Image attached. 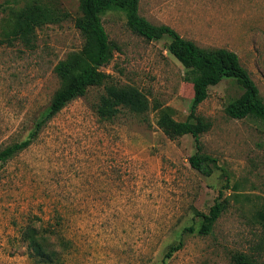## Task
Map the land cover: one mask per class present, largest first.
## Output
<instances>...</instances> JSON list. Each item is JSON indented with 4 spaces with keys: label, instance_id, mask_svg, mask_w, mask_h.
I'll list each match as a JSON object with an SVG mask.
<instances>
[{
    "label": "rangeland",
    "instance_id": "374dc122",
    "mask_svg": "<svg viewBox=\"0 0 264 264\" xmlns=\"http://www.w3.org/2000/svg\"><path fill=\"white\" fill-rule=\"evenodd\" d=\"M36 5L52 20L36 29L33 47L6 39L16 14ZM140 14L201 48L236 53L264 99V0H141ZM80 16L79 0H0V152L28 137L62 88L55 68L83 48ZM103 23L116 47L103 71L110 84L141 90L149 111L103 120L97 105L105 87H93L31 147L0 163V264H235L239 253L264 264V231L255 219L264 204V123L225 111L243 89L225 80L198 107V117L210 123L202 152L219 166L202 174L190 163L194 138L170 139L158 126L164 114L184 122L195 98L169 40L135 34L118 12ZM217 200L227 210L213 232H186L198 229L197 213H208ZM31 228L57 231L52 263L32 251L25 239Z\"/></svg>",
    "mask_w": 264,
    "mask_h": 264
},
{
    "label": "trees",
    "instance_id": "16d2710c",
    "mask_svg": "<svg viewBox=\"0 0 264 264\" xmlns=\"http://www.w3.org/2000/svg\"><path fill=\"white\" fill-rule=\"evenodd\" d=\"M79 1L81 16L76 19L75 26L84 39L83 48L58 63L55 73L63 83L62 88L56 92L49 107L35 120L28 137L0 152V163H7L31 147L51 120L71 102L85 96L93 87H105V93L97 105V113L103 120H114L124 110L137 115H144L149 111V100L141 90L133 86L119 87L110 84L109 74L103 71V68L111 63L116 48L110 41L103 23V18L112 12L121 13L129 29L148 41L168 39L169 53L185 68V80L191 83L195 90L190 114L184 122L176 121L170 114H164L158 121V126L170 139L175 140L184 136L194 138L196 152L190 157L193 169L210 176L219 168L217 159L202 152L200 139L209 131L210 123L197 115L198 107L208 99L211 87L225 80L235 81L243 89V94L227 105L226 114L233 119L252 118L264 123V99L250 73L233 51L224 48H201L195 42L182 37L170 26L152 24L140 14L141 0ZM51 20L49 11L42 6L28 7L16 14L13 28L6 39L20 40L26 46L33 47L36 29ZM220 197H223V193ZM226 210L227 202L217 200L208 213H197L199 218L197 230L191 227L185 231H196L201 236L210 235ZM255 219L264 231V204L257 211ZM52 233L57 234V231L38 232L31 228L25 234L29 246L42 263H52L58 258L57 245L51 237ZM60 233L57 240L61 239ZM181 248L182 244L170 247L165 258H170ZM232 260L235 264H260L253 256L243 253L233 255Z\"/></svg>",
    "mask_w": 264,
    "mask_h": 264
}]
</instances>
